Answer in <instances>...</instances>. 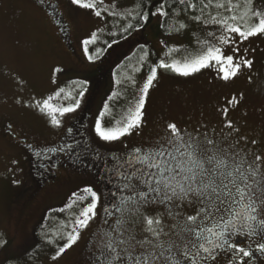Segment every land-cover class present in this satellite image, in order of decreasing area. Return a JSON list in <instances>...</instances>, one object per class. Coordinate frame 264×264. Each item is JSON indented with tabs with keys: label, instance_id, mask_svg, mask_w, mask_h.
<instances>
[{
	"label": "rangeland",
	"instance_id": "rangeland-1",
	"mask_svg": "<svg viewBox=\"0 0 264 264\" xmlns=\"http://www.w3.org/2000/svg\"><path fill=\"white\" fill-rule=\"evenodd\" d=\"M134 1L115 0L118 16L114 17L104 11L113 9L114 0H104L103 4L96 0V9L80 8L71 0H50L65 22L63 27L67 24L64 33L55 19L58 12L53 15L42 0H0V237L9 240L7 251L0 250V264H6L5 257L13 256L22 257L19 264L25 261L27 264H85L90 240L104 228L101 207L97 208L96 219L81 231L79 241L58 259H52L83 211L84 205L73 193H78L86 184L104 193L105 188L110 190L109 185L116 189L119 181L109 173L111 158L123 155L125 146L130 150L155 142L164 136L168 123L174 122L178 128L198 136L202 149L208 147L203 142L207 131L209 138L217 140L221 147L231 146V151L246 155L249 162L257 155L264 157V36L250 37L242 44L238 42V53H233L232 45L224 46L225 55L253 61V67L242 69L237 77L221 80L216 66L184 77L159 69V62L181 59L180 53L170 54L169 48H189L194 45V39L188 31L164 32L160 15H154L147 27L137 29L130 36L112 38V32L129 22L125 14L134 11ZM97 10L102 11L100 17L94 14ZM92 32L97 33V41L88 45V54L95 57V50L102 49L95 62L87 59L82 45ZM197 32L202 37L206 35L199 29ZM125 45L128 50L121 52ZM148 46L153 53L148 52L146 62L140 61ZM139 47L144 49L139 50L134 61L126 63L124 74L117 73V66ZM101 67L104 74L96 80ZM150 67H156L159 75L147 94L142 128L117 141L100 140L94 133V124L104 111L103 106L109 104V112L117 116L125 115L129 108L134 110L139 88ZM57 68L61 71L57 72ZM136 69L141 70L139 74ZM127 77L135 79L136 85L132 86ZM82 80L88 83L85 95L78 97L80 107L64 117L56 113L57 119L62 121L59 127L51 123L49 116L24 106L34 104L37 99H47L49 95L55 96L61 87L65 89L64 96L74 95ZM117 80L122 84H117ZM114 92L118 95L113 96ZM233 97L238 103L229 104ZM89 98L91 105L86 103ZM71 102L63 96L51 101L55 107ZM78 115L84 117L86 152H81L82 146L77 145V130L68 131L69 144L64 146L67 152L57 151L63 157H55L57 162L48 159L41 164L35 153L50 156L48 149L60 146V139ZM229 120L238 132L224 126ZM25 146L30 149L29 154ZM33 148L38 149L33 151L34 155L31 154ZM68 149L82 163L92 159L94 173L87 171L85 175L81 169L72 168L82 163L73 162ZM64 157L69 159L65 161ZM102 161L108 167L97 171ZM48 170L56 172V176L45 184L40 183L46 181L42 178ZM13 180L20 183L14 184ZM74 200L77 202L73 203ZM49 239L53 241L51 244L47 243ZM29 245L34 247L25 253Z\"/></svg>",
	"mask_w": 264,
	"mask_h": 264
},
{
	"label": "snow or ice",
	"instance_id": "snow-or-ice-1",
	"mask_svg": "<svg viewBox=\"0 0 264 264\" xmlns=\"http://www.w3.org/2000/svg\"><path fill=\"white\" fill-rule=\"evenodd\" d=\"M71 3L83 9L97 7L96 0H71ZM99 3L103 4L104 0ZM155 8L154 12H127L129 22L122 32L143 27L150 15L169 17L170 8L175 23L168 24L169 34L188 31L194 39V45L189 48H169L170 54L180 53L181 59L160 60L159 69L189 77L216 66L218 77L229 81L242 69L253 67L251 59L225 55L224 46L232 45L233 53H238V42L242 44L250 37L264 36V0H174V6L168 5L167 0H158ZM104 11L118 16L115 0L113 9ZM94 14L100 17L102 11ZM182 15H185L183 21L179 19ZM197 29L206 35L202 37ZM96 41V32L82 41L90 62L99 59L102 51L97 48L95 57L88 54V45ZM148 58L149 53L144 51L139 60L146 62ZM140 71L136 69L137 74ZM158 75L156 67L149 68L134 110L129 108L125 115L117 116L109 112V104L103 106L104 111L94 124V133L100 140L117 141L142 128L147 94ZM126 79L132 86L136 85L132 77ZM87 83V80L80 81L74 95L64 96L65 89L61 87L55 96L24 106L49 116L51 123L59 127L62 121L55 114L64 117L74 113L80 107L79 98L85 95ZM116 83L122 84V81ZM62 96L72 102L55 107L51 101ZM232 103H238L236 97L229 101ZM221 111L226 113L227 109ZM224 126L239 131L231 120ZM203 142L207 149L201 148L198 136L171 122L166 125L164 136L155 142L130 150L125 146L124 154L113 156L110 161L119 181L115 192L104 193L86 184L78 193H73L84 205L83 211L52 259H58L79 241L81 231L96 219L97 208L101 207L104 228L90 240L85 264H211L221 252L231 253L230 264H264V242H260L264 240V157L257 155L249 162L246 155L231 151V146L221 147L217 140L209 138L207 131ZM13 183L20 181L13 180ZM241 240L247 246H242ZM52 242L47 240L49 244ZM8 245L9 240L0 237V250L7 251ZM31 247L34 246L29 245L24 252ZM21 259L5 257L6 264H19Z\"/></svg>",
	"mask_w": 264,
	"mask_h": 264
},
{
	"label": "trees",
	"instance_id": "trees-1",
	"mask_svg": "<svg viewBox=\"0 0 264 264\" xmlns=\"http://www.w3.org/2000/svg\"><path fill=\"white\" fill-rule=\"evenodd\" d=\"M157 3H158V0H135L134 1V11H133V14H135V12L136 11H140V10H142V11H148V12H154V10H155V5H157ZM140 4H142V8H140V7H138V5H140ZM167 4L168 5H173L174 6V0H167ZM52 9L53 8H50L49 10H51V12H52ZM57 10V9H56ZM58 12V10L57 11H53L52 13H53V15L54 14H56ZM169 13H170V15H169V17H163V21H162V30L164 31V32H167L168 34H169V31H168V24H171V23H175V20H173L172 18H171V16H172V13H171V9L169 8ZM58 14L59 15H57L56 17H55V19H56V21L58 22V25H60L61 26V30L65 33V31H66V29H67V24H66V27H63L64 25H63V23H65L64 22V20H63V18H62V16H61V14L58 12ZM186 15V14H185ZM185 15H182L179 19L181 20V21H183L184 20V18H185ZM152 19H153V16L152 15H150V19H149V21L143 26V27H134L133 29H131V30H129L128 32H122V28L126 25H124L123 27H121V28H117V30L116 31H114V32H112L111 33V35H112V38L113 39H115V38H118V37H120V36H122V37H127V36H130V35H132L137 29H140V28H145V27H147L150 23H151V21H152ZM133 23H135V22H133ZM122 26V25H121ZM174 34V33H173ZM121 38V37H120ZM123 49L122 50H120L121 52H125V51H127L128 49H127V47H126V45H125V47H122ZM140 49H144L143 47H139V48H137L136 50H135V52L131 55V56H127L126 58H124V60L117 66V69H116V72L117 73H123L124 74V67H125V65H126V63L128 62V61H130V60H135L137 57H138V52H139V50ZM147 52H149V53H153V50H152V48L150 47V46H148V48H147ZM115 58V57H114ZM109 63V60H107V64ZM100 70V69H99ZM99 72V77H98V79H100L102 76H103V74H104V72L102 71V67H101V70L100 71H98ZM87 114H88V111H87ZM83 115H80V116H78V118H77V120H76V122L72 125L76 130H77V132L78 133H80V135H78V138L76 139V142H77V145H80V148H81V146H82V151L81 152H86L85 151V149L87 148V144H86V142H85V138H84V134H83V131H84V128H85V123H84V120H83ZM75 136H77V135H75ZM43 154L41 153V155L40 156H37L38 158V160L40 161V163L41 164H43V162H45L46 160H48L49 158L45 155L44 157V159H42L43 158ZM88 156V155H87ZM36 160V159H35ZM91 160L92 159H85V161H88V163L85 165V164H80L79 165V167H77V168H79V169H81L82 171L83 170H85V171H90L89 170V163L91 162ZM93 160H95V159H93ZM52 164V163H51ZM101 165L103 166L104 165V162L102 161L101 162ZM90 172H93L94 173V171H90ZM53 175H52V173L51 174H45L44 176H43V178L42 179H45L46 181L45 182H43V181H41L40 183H43V184H45L47 181H49L48 179H50V178H52L53 179V177H52ZM51 179V180H52ZM105 191H106V193L109 191V190H106V188H105ZM117 195H119L118 193H117Z\"/></svg>",
	"mask_w": 264,
	"mask_h": 264
},
{
	"label": "flooded vegetation",
	"instance_id": "flooded-vegetation-1",
	"mask_svg": "<svg viewBox=\"0 0 264 264\" xmlns=\"http://www.w3.org/2000/svg\"><path fill=\"white\" fill-rule=\"evenodd\" d=\"M42 1L46 3L48 9H50V8H57L56 5H54L52 2H50V0H42ZM57 10H58V9H57ZM51 13H52V12H51ZM95 79H96V80H99L98 77H95ZM89 100H90V101H86V103L90 104V102H91V98H89ZM90 105H91V104H90ZM90 108H92V106H91ZM78 116H79V115H78ZM78 116H77V118H78ZM77 118L74 119V120L70 123V125H69V127L67 128V130H66L64 136L60 139V141H59L60 146L57 147V149H61V148L64 149V146L67 147V145L69 144V141H68V138H67V133H68V131H69V128L71 129V131H75V130H76L72 125L76 122ZM85 128H86V127H85ZM85 128H84L83 134H84V136H85V138H86V129H85ZM71 131H70V132H71ZM76 134H77V135H80V133H76ZM85 142H86V139H85ZM28 150L30 151L29 148H28ZM33 150H34V148H33ZM68 150H69V149H68ZM64 151H66V150H64ZM66 152H67V151H66ZM69 153H70V155L72 156L70 150H69ZM31 154L34 155V152L32 151ZM57 156L62 158V157H63V154L61 155V154H59V153H57V152H51V153H50V156H47V157H48L49 159H51V160L57 162L58 159L55 158V157H57ZM72 157H73V156H72ZM68 159H69L68 157H64V160H65V161L68 160ZM72 159H73L72 161L75 162V163H77V164L82 163L81 160H78V159H76V158H74V157H73ZM59 160H60V159H59ZM93 162H94V161H92V162L89 163V170H90V171H93V170H91V167H93V165H94ZM87 163H88V161L83 160V163H82V164H85V165H86ZM95 166H96V165H95ZM73 167L76 168V169H79V168H77V166H73ZM103 167H108V165L106 166V164H104L103 166H100V169L97 170V171H101V169H102ZM97 168H99V167H97ZM103 169L105 170V168H103ZM111 169H112V166H110L109 173H110V176L113 177L114 174H113V172H112ZM90 171H89V172H90ZM44 172H45V171H44ZM83 172H85V175H88V174L86 173L87 171H84V170H83ZM83 172H82V173H83ZM46 173H47V174H51L49 170L46 171ZM91 173H93V172H91ZM52 175H53V178H54V177L56 176V172H55V173H52ZM99 175H101V174H99ZM114 177H115V176H114ZM109 187H110V188H108V187H107V188L110 189V190H113V192H115L114 185H111V186L109 185ZM43 191H44V190H43ZM43 191H40V192H43ZM260 242H261V241H260ZM240 243H241L242 246H247L245 240H241ZM217 258H218V259L212 261L211 264H227V261H228L230 258H232V257H231V253L221 252V253L218 255Z\"/></svg>",
	"mask_w": 264,
	"mask_h": 264
},
{
	"label": "crops",
	"instance_id": "crops-1",
	"mask_svg": "<svg viewBox=\"0 0 264 264\" xmlns=\"http://www.w3.org/2000/svg\"><path fill=\"white\" fill-rule=\"evenodd\" d=\"M25 148H26L25 152H28V154H29V151L27 150V147L26 146H25ZM72 168H74V167H72Z\"/></svg>",
	"mask_w": 264,
	"mask_h": 264
},
{
	"label": "water",
	"instance_id": "water-1",
	"mask_svg": "<svg viewBox=\"0 0 264 264\" xmlns=\"http://www.w3.org/2000/svg\"><path fill=\"white\" fill-rule=\"evenodd\" d=\"M56 9V8H55ZM33 151H36V150H33Z\"/></svg>",
	"mask_w": 264,
	"mask_h": 264
}]
</instances>
